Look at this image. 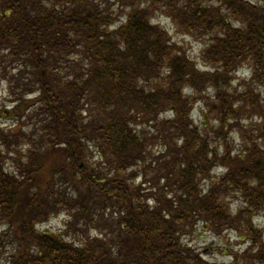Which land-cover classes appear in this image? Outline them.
<instances>
[{"label": "trees", "instance_id": "trees-1", "mask_svg": "<svg viewBox=\"0 0 264 264\" xmlns=\"http://www.w3.org/2000/svg\"><path fill=\"white\" fill-rule=\"evenodd\" d=\"M261 1L0 0V81L21 118L16 132L0 128V217L30 252L15 264H209L184 242L196 224L247 241L232 264H264V235L252 222V207L264 205V160L252 150V169L240 168L247 161L226 145L223 157L210 150L183 95L212 86L217 96L206 105L219 129L236 118L231 103L214 101L247 56L264 83ZM154 7L186 32H203L204 58L222 70L198 71L147 19ZM245 104L260 115L259 100ZM218 166L222 177L203 192ZM229 187L243 200L234 213ZM61 212L63 234L82 239L36 232Z\"/></svg>", "mask_w": 264, "mask_h": 264}, {"label": "rangeland", "instance_id": "rangeland-1", "mask_svg": "<svg viewBox=\"0 0 264 264\" xmlns=\"http://www.w3.org/2000/svg\"><path fill=\"white\" fill-rule=\"evenodd\" d=\"M257 1V0H251ZM213 4V3H210ZM146 2L140 5L138 9L143 10L148 6ZM155 8V7H154ZM149 10L147 14V19L150 20L151 24H154L170 36L171 42L175 44L176 48H180V52H183L191 63L195 65V68L200 72L215 73L216 71H221L222 67L220 64H213L204 58L205 53V41L207 37L200 34H190L181 28L178 24H173L171 19L168 18L170 15L167 8H155L154 11ZM123 19L122 17H117L115 22H119ZM233 27H239V25L231 24ZM249 57L247 56L243 61L244 63L238 64L232 74L228 75L229 86L225 89L222 88L219 99L215 100V104L219 103L222 107L225 105L228 110V103H231V107L235 110L234 120L227 118V126L224 129H219V123L216 118L213 117L212 112L206 105V102H212L214 96H217L216 90L212 86L206 85L203 91H192L190 88L183 89V95L189 97L192 100V110L190 112V119L193 121V126L197 127V130L210 141V150H217L219 156H222L224 146L231 156L244 157L246 162L238 163V167H245L252 169L253 162H250L248 156L252 157V150H257L262 159L264 160V83L260 84L257 80L253 78L252 75L255 73L259 74V71L254 72L253 67L247 62ZM259 77V76H258ZM264 81V79H263ZM208 86V87H207ZM257 99L260 103V115L247 114L250 111V106L245 104L246 100ZM10 97L7 95V88L4 82H0V128L9 129L10 124L19 122L14 118V116L6 111L5 108H9L12 102L9 101ZM226 110V111H227ZM225 111V112H226ZM223 112V113H225ZM246 112V113H245ZM245 113V114H244ZM18 117V113L16 114ZM170 112H166L164 118H170ZM13 127L12 129H15ZM221 131L222 137L219 138L218 131ZM145 131L151 135L148 128ZM152 156L159 154V151L154 147L152 149ZM22 153V152H21ZM21 162H24L23 160ZM248 169V170H249ZM224 171L221 166L212 168L209 174L202 179L203 192L207 191L208 187L218 181ZM248 185L250 190L255 186L253 171L249 170ZM136 182H139L137 178ZM201 182V181H200ZM236 189V187H234ZM249 190V191H250ZM227 198L225 203L229 210L234 213L240 208L241 202L243 201L238 193L233 192V188L229 187L227 190ZM151 205V201L148 202ZM252 211L254 216L252 217L253 224L263 232L264 235V205L253 206ZM68 217V216H67ZM66 221L65 225L61 226V231H58L59 223ZM69 222L66 218V214L58 218H51L47 222L38 225L39 229H47L48 234L56 235L61 237L64 235V239L75 240L82 239V235L77 237L73 235V232H66V226ZM195 228L192 229L188 234L185 235L184 242L190 246L192 249L201 253L205 260L209 264H232V253L240 252L245 248L247 244L246 240H238V234L233 230H225L219 232V234H214L212 231L202 225L196 224ZM4 229V226L0 224V231ZM2 232V231H1ZM0 232V233H1ZM39 232V231H37ZM234 232V233H233ZM71 233V234H70ZM0 234V240H1ZM11 235L7 232L8 240L11 239ZM100 237V236H99ZM11 246L7 247L5 255H9L15 249V243H9ZM33 244V248H35ZM26 254L30 253L29 249L23 248ZM6 261H0L3 264Z\"/></svg>", "mask_w": 264, "mask_h": 264}]
</instances>
